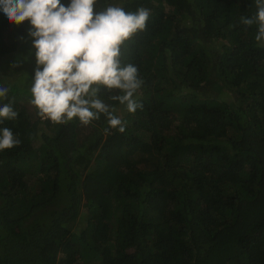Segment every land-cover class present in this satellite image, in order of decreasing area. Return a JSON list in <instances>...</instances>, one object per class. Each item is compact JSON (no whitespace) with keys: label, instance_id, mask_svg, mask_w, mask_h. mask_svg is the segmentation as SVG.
<instances>
[{"label":"trees","instance_id":"16d2710c","mask_svg":"<svg viewBox=\"0 0 264 264\" xmlns=\"http://www.w3.org/2000/svg\"><path fill=\"white\" fill-rule=\"evenodd\" d=\"M109 5L150 9L121 48L144 81L143 108L99 93L125 132L106 133L104 115L41 120L0 65L18 112L0 129L22 141L0 151V264H264V48L257 25L240 23L254 0H97L95 10ZM29 25L0 11V60L30 49Z\"/></svg>","mask_w":264,"mask_h":264},{"label":"clouds","instance_id":"9594fccd","mask_svg":"<svg viewBox=\"0 0 264 264\" xmlns=\"http://www.w3.org/2000/svg\"><path fill=\"white\" fill-rule=\"evenodd\" d=\"M257 11L251 17L242 15L245 30L257 25L255 40L264 48V0H254ZM97 0H0V11L11 24H30L36 68L32 78L30 103L41 117L60 124L77 118L88 125L107 119L111 129L125 132L126 122L115 108L99 95L102 89L116 91L109 97L125 105L129 113L142 109L136 94L144 81L137 66L122 64V46L134 34L144 31L150 9L143 6L126 11L109 5L95 10ZM9 89L0 86V122L13 120L18 112L8 99ZM22 141L10 128L0 129V151L19 146Z\"/></svg>","mask_w":264,"mask_h":264},{"label":"rangeland","instance_id":"374dc122","mask_svg":"<svg viewBox=\"0 0 264 264\" xmlns=\"http://www.w3.org/2000/svg\"><path fill=\"white\" fill-rule=\"evenodd\" d=\"M28 27L30 29L31 26L29 25ZM27 38L28 37H26V39L24 38L26 42L28 41ZM28 42H29L28 47H30V49L26 50V53L21 51L20 54L18 55L19 57L18 60L13 59L15 54L13 55V57L8 54L3 59L6 62L0 60V65L4 66L2 67L3 68L2 73L6 77L5 81H7V83L10 84L9 88L12 89L11 91L16 94L21 93L20 96H23V101H25L29 110L33 112L34 108L33 105L30 103L31 87L28 88L27 86H25V84L32 85L33 80L30 81L29 78L31 77H29V75L31 74V71H34V68H36V58H35V49L32 46L33 41L30 40ZM231 96L232 95H230V97ZM119 110H121V108ZM40 142H41L40 139H37L34 142L35 146H38ZM39 176L40 175H37L36 178Z\"/></svg>","mask_w":264,"mask_h":264},{"label":"built area","instance_id":"2783aa9c","mask_svg":"<svg viewBox=\"0 0 264 264\" xmlns=\"http://www.w3.org/2000/svg\"><path fill=\"white\" fill-rule=\"evenodd\" d=\"M41 120H43V121H49L50 123H54V122H52V121H50V120H48L47 118H44V117H41Z\"/></svg>","mask_w":264,"mask_h":264},{"label":"crops","instance_id":"0c3cea01","mask_svg":"<svg viewBox=\"0 0 264 264\" xmlns=\"http://www.w3.org/2000/svg\"><path fill=\"white\" fill-rule=\"evenodd\" d=\"M26 85H28V84H25V86H26ZM28 86H30V85H28ZM31 86H32V85H31ZM21 99H23V96H21Z\"/></svg>","mask_w":264,"mask_h":264}]
</instances>
